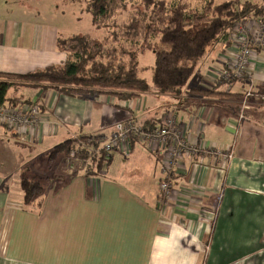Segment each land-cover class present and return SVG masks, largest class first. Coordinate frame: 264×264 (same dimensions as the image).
Instances as JSON below:
<instances>
[{
    "label": "crops",
    "instance_id": "0c3cea01",
    "mask_svg": "<svg viewBox=\"0 0 264 264\" xmlns=\"http://www.w3.org/2000/svg\"><path fill=\"white\" fill-rule=\"evenodd\" d=\"M6 15L0 14V73L24 75L68 59L57 37ZM226 45L208 50L181 97L121 101L27 88L28 97H20L42 108L33 136L0 126V145L10 133L27 146L11 174L12 161L0 159V264H264V101L253 99L239 120L248 83L220 84ZM251 72L264 94V49ZM167 115L191 140L233 147L235 157L226 169L208 158L180 161L171 175L172 199L162 206L167 155L142 143L129 155L115 153L97 176L65 152L52 160L55 148L74 137H109L129 120L158 126ZM23 177L44 183L38 207L24 206Z\"/></svg>",
    "mask_w": 264,
    "mask_h": 264
},
{
    "label": "trees",
    "instance_id": "16d2710c",
    "mask_svg": "<svg viewBox=\"0 0 264 264\" xmlns=\"http://www.w3.org/2000/svg\"><path fill=\"white\" fill-rule=\"evenodd\" d=\"M86 4L93 27L98 31L105 30L107 36L102 40L89 35L60 37L57 48L68 55L63 64L24 75L0 73V110L32 105L22 97H10L12 89L18 90L17 95L20 89H52L65 96L106 95L121 101H131L148 94L184 96L193 76L205 63L209 49L226 42V46H230L237 23L264 19V4H241L237 0L220 4L209 0L201 10L193 8L190 0H87ZM122 13H127L128 18L118 25ZM146 52H151L155 60L152 67L143 68L140 59ZM146 72H150V79L141 77ZM199 93L229 96L214 91ZM257 95L264 96L260 91ZM253 99L249 100V105ZM39 108L42 114V108ZM241 108L240 105V111ZM163 119L153 127L149 123L128 122L153 131L162 124ZM87 138L93 139L91 148L98 153L89 154L81 150L78 157L84 165L93 157L87 174L97 176L104 173L113 160L107 159V153L99 150L98 141L108 137H82ZM135 143L146 146L136 138L133 145ZM77 147L76 139L60 144L55 148L52 160L61 152L69 157ZM20 189L24 206L34 208L41 205L39 200L45 193L41 180L24 177Z\"/></svg>",
    "mask_w": 264,
    "mask_h": 264
},
{
    "label": "built area",
    "instance_id": "2783aa9c",
    "mask_svg": "<svg viewBox=\"0 0 264 264\" xmlns=\"http://www.w3.org/2000/svg\"><path fill=\"white\" fill-rule=\"evenodd\" d=\"M230 40L231 45L226 55L227 61L218 79L224 84L243 80L248 83V89L241 102L239 120L242 121L251 98L259 97L264 101V96L257 95L258 90L251 72L256 52L264 49V19H251L237 23ZM41 115L37 104L4 107L0 110V126L31 138L40 125ZM134 138L145 143L153 153L160 152L167 155V163L163 166L166 177L160 183L161 206L172 199L171 175L183 159L208 158L219 163L222 169H226L235 157L233 147L222 148L211 145L203 139L191 140L188 131L179 125L171 115L166 116L162 124L153 131L144 130L133 122L118 123L110 137L98 141L99 150L107 153V159L112 158L118 152L129 155ZM73 139L77 140L78 147L70 152L69 159L80 161L78 155L81 150L88 151L89 154L98 153L93 147L91 148L93 139H82L79 136Z\"/></svg>",
    "mask_w": 264,
    "mask_h": 264
},
{
    "label": "rangeland",
    "instance_id": "374dc122",
    "mask_svg": "<svg viewBox=\"0 0 264 264\" xmlns=\"http://www.w3.org/2000/svg\"><path fill=\"white\" fill-rule=\"evenodd\" d=\"M87 0H0L1 9L0 14L4 12L6 17H10L12 19H18L23 23L36 24L38 27V32L42 28L48 32L50 38H72L78 35H89L94 39L102 40L107 36V32L105 30H96L92 25V17L90 13H88L87 9ZM175 1V0H174ZM209 0H190L193 8L201 10L204 4ZM230 1V0H215L217 4ZM241 4L251 2L257 4H264V0H237ZM128 18L127 13H122L119 17L118 25H121ZM50 39V40H51ZM154 55L151 52H146L143 56H141L140 64L141 67H145L147 65H152L154 63ZM150 72L143 73L141 75L142 78L150 79ZM18 90H11L9 93L10 97H20V95L28 97V91L20 89V93ZM261 102V101H260ZM252 103V101H251ZM247 114V109L245 111V116ZM240 116V114H239ZM5 132V129L3 130ZM8 144L0 145V159H6L7 161H12V165L14 167L10 168L9 173L11 174L12 170L18 168V162L24 155L27 154V151L24 150L26 148V144L22 141H19L15 137H13L10 133L8 134V138L6 139ZM65 154V153H63ZM62 155L58 158V161L62 159ZM93 157L87 160L86 165L83 164L82 161H74L68 159L69 162L79 163L84 169V172H88V166L92 165ZM95 158V157H94ZM57 161V162H58ZM54 173V172H53ZM16 175L12 174L13 179ZM24 178V177H23ZM36 180H39L36 179ZM44 185V183H43Z\"/></svg>",
    "mask_w": 264,
    "mask_h": 264
}]
</instances>
